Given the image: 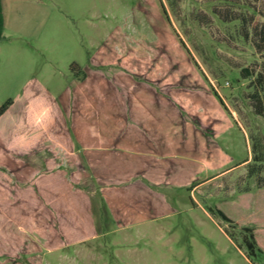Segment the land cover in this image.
<instances>
[{"label":"rangeland","instance_id":"1","mask_svg":"<svg viewBox=\"0 0 264 264\" xmlns=\"http://www.w3.org/2000/svg\"><path fill=\"white\" fill-rule=\"evenodd\" d=\"M48 2L1 126L65 161L17 184L0 264H264L238 201L264 187V0Z\"/></svg>","mask_w":264,"mask_h":264},{"label":"crops","instance_id":"2","mask_svg":"<svg viewBox=\"0 0 264 264\" xmlns=\"http://www.w3.org/2000/svg\"><path fill=\"white\" fill-rule=\"evenodd\" d=\"M48 3V0H2L5 30L4 39L0 44V88L15 85L17 77L23 78L26 72L31 76V63L30 65H20V63L14 62V57L31 53L30 50L35 46V43L47 40L50 20ZM23 79L27 80L26 84L33 80L31 77ZM31 99L32 97L29 98V100ZM5 116L0 115V135L4 139L0 146V214L2 215L6 211L5 206L11 208L10 206L17 205V184L36 182L35 169L38 167L62 166L66 151L57 142L54 149L61 152L60 156L57 154L48 155L45 152L43 157L35 158L34 161L31 148L20 147L24 143L13 137V129L6 130L1 126ZM28 155H30L29 158ZM13 208L16 210V207ZM29 209L31 212V208Z\"/></svg>","mask_w":264,"mask_h":264},{"label":"trees","instance_id":"3","mask_svg":"<svg viewBox=\"0 0 264 264\" xmlns=\"http://www.w3.org/2000/svg\"><path fill=\"white\" fill-rule=\"evenodd\" d=\"M4 30H5V16L3 13L2 0H0V44L2 40L4 39ZM76 67L77 66L74 65L72 68L75 69ZM240 73H241V77L246 80H249L252 77V74H250L251 72L249 68H243ZM9 104L10 102H7L2 107V109L0 110V114H2L7 109ZM238 201H239V207L243 208L244 210L248 212L253 210V208H256V210L258 209L256 214H254V212L251 211V213L254 214L253 216L255 217L251 222H249L250 225L255 226V227L257 226V230H255L254 227H249V226L244 227L243 228L245 231L244 241H245L249 256L251 257H258L260 255L264 256V237L261 234H258L259 230L264 229V207L263 206L258 207V201L259 202L264 201V187L260 188L257 191V193H254V194L251 191L245 192L238 199ZM217 212L224 221L228 223L233 222V220L228 216V214L224 210L218 208Z\"/></svg>","mask_w":264,"mask_h":264}]
</instances>
